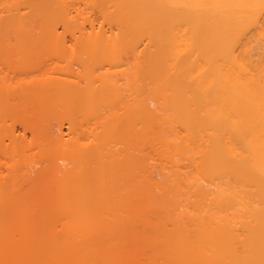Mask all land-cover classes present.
I'll return each instance as SVG.
<instances>
[{"label":"bare ground","instance_id":"1","mask_svg":"<svg viewBox=\"0 0 264 264\" xmlns=\"http://www.w3.org/2000/svg\"><path fill=\"white\" fill-rule=\"evenodd\" d=\"M0 264H264V0H0Z\"/></svg>","mask_w":264,"mask_h":264}]
</instances>
